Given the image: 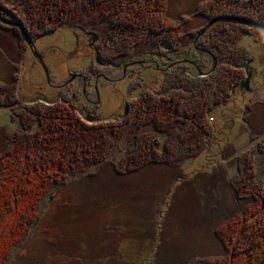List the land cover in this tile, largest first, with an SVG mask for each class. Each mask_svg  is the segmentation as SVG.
I'll return each instance as SVG.
<instances>
[{
  "label": "rangeland",
  "instance_id": "1",
  "mask_svg": "<svg viewBox=\"0 0 264 264\" xmlns=\"http://www.w3.org/2000/svg\"><path fill=\"white\" fill-rule=\"evenodd\" d=\"M200 1L165 0L166 14L178 22L188 19L184 33L201 30L210 20L195 15ZM80 23L32 39L47 77L20 31L0 26V151L21 128L17 116L26 111V118L29 108L69 99L86 123H92L84 119L90 115L110 122L126 114V104L144 88L162 86L171 62L155 54L171 56L162 44L152 38L115 62L99 63L101 28L93 17ZM86 33L98 36L93 47ZM193 41L188 37L184 46L190 55L198 51L204 62V55L212 57ZM238 46L250 54L240 64L244 87L210 113L216 129L205 151L178 168L149 165L119 175L115 168L120 170L129 145L124 135L107 162L68 175L64 186L44 196L37 221L2 264H208L207 258L223 255L214 227L251 201L232 189L246 156L255 161L254 183L264 186V150L258 147L264 136V30L258 38L243 35Z\"/></svg>",
  "mask_w": 264,
  "mask_h": 264
},
{
  "label": "trees",
  "instance_id": "2",
  "mask_svg": "<svg viewBox=\"0 0 264 264\" xmlns=\"http://www.w3.org/2000/svg\"><path fill=\"white\" fill-rule=\"evenodd\" d=\"M165 3L0 0V26L17 33L16 24H22L31 40L59 27L82 26V17L95 18L102 32L98 62H115L152 38L171 54L155 53L171 61L162 86L144 88L126 104L127 113L121 118L103 122L86 114L84 119L92 122L88 124L76 116L77 107L69 99L29 108L26 118V111L17 116L21 128L7 136L0 151V264L37 221L44 196L64 186L68 175H82L107 162L112 147L124 135L129 145L119 163H113L119 166L120 170L114 167L119 175L149 165L178 168L205 151L216 129L210 113L240 89L245 76L240 64L248 63L250 54L238 42L246 34L258 38L261 29L233 20L215 23L197 41L202 53L212 55L203 54L204 62L198 51L190 55L184 47L186 39H194L200 29L184 33L182 26L188 19L172 20ZM195 15L209 20L239 17L264 27V0H202ZM212 58L216 65L209 72ZM258 147L264 150V136ZM255 176L254 158L246 156L232 189L236 197L249 196L251 201L215 225L224 253L207 258L208 264H264V186L254 183Z\"/></svg>",
  "mask_w": 264,
  "mask_h": 264
},
{
  "label": "water",
  "instance_id": "3",
  "mask_svg": "<svg viewBox=\"0 0 264 264\" xmlns=\"http://www.w3.org/2000/svg\"><path fill=\"white\" fill-rule=\"evenodd\" d=\"M223 20H233V21H236V22H239V23H243V24H246V25H250V26H253V27H257L259 29H262L264 30V27L263 26H259L257 24H255L254 22H251V21H248L247 19H244V18H239V17H223V16H219V17H215L213 19H211L210 21L207 22V24L197 33V35L195 36L194 38V45H196L197 43V40L198 38L203 34L205 33L212 25H214L215 23L219 22V21H223ZM18 27H19V31L22 35V37L25 39V41L28 43V45L30 47H34V43H33V40H31L29 38V36L27 35L26 33V30L24 29L23 25L22 24H16ZM87 35L89 36V40L91 41V37H92V40L93 42L97 41L98 40V37L97 35H95L94 33H87ZM88 40V41H89ZM90 45V44H89ZM202 52H205L202 50ZM33 55L34 57L37 59V61L39 62V64L41 65V67L43 68L44 70V73L46 74V77H47V69L42 61V58L41 56L36 52V51H33ZM209 55V54H208ZM213 59V65L214 63H216V61ZM100 63V62H99ZM214 68H215V65H214ZM213 68V69H214ZM250 75V74H249ZM249 75H248V78H247V81H246V88L245 90H248V82H249ZM242 86V85H241ZM244 87V86H242Z\"/></svg>",
  "mask_w": 264,
  "mask_h": 264
},
{
  "label": "flooded vegetation",
  "instance_id": "4",
  "mask_svg": "<svg viewBox=\"0 0 264 264\" xmlns=\"http://www.w3.org/2000/svg\"><path fill=\"white\" fill-rule=\"evenodd\" d=\"M86 34H87V33H86ZM94 34L96 35V33H94ZM97 37H98V36H97ZM97 41H98V40H97ZM97 41L93 42L92 37H91V41L89 40L88 43L90 44V47H93L94 43H96ZM29 48L31 49V51H35L34 47H30V46H29ZM97 49H98V48L95 49L96 53H97Z\"/></svg>",
  "mask_w": 264,
  "mask_h": 264
}]
</instances>
